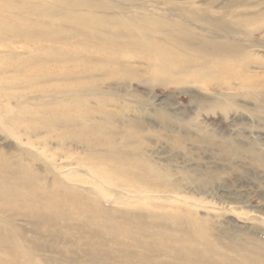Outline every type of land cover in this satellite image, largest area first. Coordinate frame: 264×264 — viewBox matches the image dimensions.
Instances as JSON below:
<instances>
[{"label":"rangeland","instance_id":"374dc122","mask_svg":"<svg viewBox=\"0 0 264 264\" xmlns=\"http://www.w3.org/2000/svg\"><path fill=\"white\" fill-rule=\"evenodd\" d=\"M5 175L2 264H264V0H0Z\"/></svg>","mask_w":264,"mask_h":264},{"label":"bare ground","instance_id":"6f19581e","mask_svg":"<svg viewBox=\"0 0 264 264\" xmlns=\"http://www.w3.org/2000/svg\"><path fill=\"white\" fill-rule=\"evenodd\" d=\"M18 176H20V173L18 174ZM5 177H6V180H1L0 181V185L1 186H6L10 182L9 181V177L6 176V175H5ZM10 183H12V182H10ZM59 196L60 195L54 194V193L49 191L47 197H42L37 202L38 206L35 207L36 209L33 210V213L37 217L45 218L46 217V212H45L46 207L47 208H52V210H53L52 213H55L54 215H59V216H60V212H66L67 214H72L73 213L74 215H76L78 217L82 216L85 213L86 210H83L82 208H77L75 206V204L63 201L62 199H59ZM11 198H13V200H14V199H17L18 197H11ZM31 211H32V209H31ZM28 216L32 217L31 214H28ZM33 217H34V215H33ZM4 218L6 220H8V222H10L12 220V217H4ZM91 218L94 219L93 221L96 222V218H95L94 215ZM96 223H98V222H96ZM30 224H32V223H30ZM36 225H39V224H34V226H36ZM45 225L48 226V227L51 226L47 222H45ZM48 227H45V228H48ZM0 264H2V263L0 262Z\"/></svg>","mask_w":264,"mask_h":264}]
</instances>
